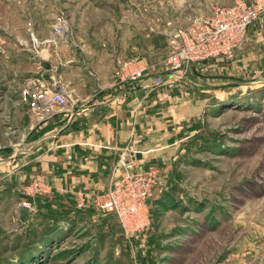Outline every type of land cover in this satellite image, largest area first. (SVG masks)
I'll use <instances>...</instances> for the list:
<instances>
[{
	"label": "rangeland",
	"instance_id": "rangeland-1",
	"mask_svg": "<svg viewBox=\"0 0 264 264\" xmlns=\"http://www.w3.org/2000/svg\"><path fill=\"white\" fill-rule=\"evenodd\" d=\"M234 1L144 0L139 4L141 18L118 20L125 25L116 34L106 20L99 33H88L89 19L87 24L82 13L69 18L66 12L71 26L66 46L122 42L124 47L140 31L146 33L141 41L150 47L153 35L184 27L208 14L212 6ZM13 2L0 0V45L5 49L0 52V92L17 95L23 79L37 72L26 23L35 26L39 20L36 37L44 38L51 33L58 9H52L48 19H30L21 17ZM66 50L53 51V66L60 67L59 57L63 60ZM146 51V76L171 80L157 91L175 90L189 97L184 114L164 117L172 124L166 130L169 137L163 136L165 130L154 131L157 127L148 130V134L175 142L158 153L162 165L153 166L159 183L153 189L151 211L148 208V226L126 235L116 218L103 215L94 205L93 212L75 215L71 227L62 222L60 231L46 241L39 236V228L37 235L27 238L21 212L27 210L33 216L35 206L32 200L30 207L22 206L28 200L9 195L1 183L0 264H264V13L249 26L229 59L209 60L170 75L161 66L167 48ZM119 53L125 61L135 51L128 47ZM75 61L71 67L77 66ZM89 64L93 68L101 65L94 59ZM57 67L53 75L73 88L75 70L61 72ZM10 109L9 100H0L1 173L21 171V164L33 158L47 159L39 156L45 146H28L26 133ZM193 136L194 141L186 144ZM34 167L30 175H41ZM23 192L26 195L25 188Z\"/></svg>",
	"mask_w": 264,
	"mask_h": 264
},
{
	"label": "crops",
	"instance_id": "crops-1",
	"mask_svg": "<svg viewBox=\"0 0 264 264\" xmlns=\"http://www.w3.org/2000/svg\"><path fill=\"white\" fill-rule=\"evenodd\" d=\"M13 1L16 10L18 8L17 12L24 18L46 17L48 19L52 9L53 12L57 9L68 12L69 18L82 13L86 23L88 24L89 20L91 22L89 24L91 31L88 33L92 34L99 33L98 30L104 26L105 20L109 23L107 25L111 26V33H118L120 26L124 24L118 20L133 16L141 18L143 9L139 4L144 2V0ZM20 4L22 6H19ZM49 7H51L50 10H48ZM87 11L91 12V16L87 14ZM28 23L31 24V30L36 36L35 29L37 30L40 25L39 20L35 26L30 22L26 23L27 34ZM113 24L116 26L115 29ZM140 36L144 39L146 33L137 32L133 40L124 47L120 45L122 42L75 43L66 46L67 40L66 44H60L58 48L64 50L67 47L68 50L60 54L63 60L59 57L58 66L60 67H56L61 72L74 69L77 75L71 84L73 88L69 87L73 93L74 103L66 110L55 111L48 119L35 118L20 103L18 94L14 95L8 91L0 92V100L10 101V110L18 117V125L26 133L27 139L23 141H27L28 146L33 149L41 144L46 147L39 155H46V162H40L38 157V160L33 158L26 162V164H33V170L36 166L38 174L40 172L41 175L37 176L48 187L44 194L53 191L74 195L77 190L86 187L93 195H100L108 188L113 177L123 170L122 158L125 161H131L135 166L134 169H140L154 160L162 148L175 143L164 141L153 133L148 134V130L153 132L152 126L157 127L158 129L154 131L165 130L167 135L163 136L169 137L170 134L166 130L172 124L169 123V119L164 120V117L170 118L176 113L184 114L189 106L185 100L189 97L183 93L174 92L175 90L167 93L157 91L171 80L168 77L159 79V77L146 76L147 70L134 81H120L113 72L118 62L128 63L132 67L147 65L146 48L150 53L164 49L156 47L153 43H150L148 47L144 40L141 41ZM128 47L135 51V54L130 59L123 56L126 59L124 61L119 58L121 54L118 52L120 50L123 52ZM2 51L5 49L0 45V52ZM93 53L96 54L95 57ZM92 59L101 65L93 68L89 64ZM74 60H77L75 62L78 64L71 67L70 63ZM203 64L206 62L192 64V66ZM61 65H64L63 68ZM42 67L47 76L54 68L51 62H43ZM151 153L154 155L152 156ZM24 165L21 164L19 167L21 171ZM21 171H2L3 174L0 172V189L1 183L6 186L11 180L22 181L25 175ZM33 177L29 175V181L24 188L29 185ZM13 192L14 189L11 188V193Z\"/></svg>",
	"mask_w": 264,
	"mask_h": 264
},
{
	"label": "built area",
	"instance_id": "built-area-1",
	"mask_svg": "<svg viewBox=\"0 0 264 264\" xmlns=\"http://www.w3.org/2000/svg\"><path fill=\"white\" fill-rule=\"evenodd\" d=\"M264 13V0H235L226 6L214 5L208 14L194 18L184 27L163 33L167 54L162 69L170 75L182 74L192 64L209 60L229 59L240 47L246 29ZM27 24L31 38L32 53L38 60L37 72L25 77L19 87V101L37 119L50 118L57 110H66L73 103V93L60 77L49 76L42 67L51 62L52 55L60 44H66L71 26L64 11H58L51 26V33L40 39ZM115 75L120 81L139 79L147 70L146 65L132 67L128 63H117ZM1 159V158H0ZM1 161V160H0ZM122 171L113 177L108 188L100 195H93L83 187L73 195L78 208L94 203L103 215H113L126 235H134L149 224L147 201L159 183L158 173L153 167L134 169L131 161L121 160ZM48 187L39 176H34L25 188L28 197L46 193ZM30 207V201L21 202Z\"/></svg>",
	"mask_w": 264,
	"mask_h": 264
},
{
	"label": "trees",
	"instance_id": "trees-1",
	"mask_svg": "<svg viewBox=\"0 0 264 264\" xmlns=\"http://www.w3.org/2000/svg\"><path fill=\"white\" fill-rule=\"evenodd\" d=\"M261 16L262 15H260L251 24L257 21ZM250 25H248L246 29V33ZM246 33H245V36H246ZM150 41L156 47L166 48V38L162 34L153 35ZM193 141H194V136L189 137L188 139H186V144H190ZM159 160H160V157H156V159L151 160L149 163H147L144 168L153 167L155 165L157 166L162 165L159 162ZM32 168H33V164L31 163L24 165L22 167V172L24 173L25 178L20 182H18L17 179L11 180L9 182L6 181L8 183L6 185L7 188L5 189L6 193H8L9 195H12L11 188H13L14 189L13 195L17 198V200L19 201L20 200H28V201L32 200L33 206H35L36 211L33 216H30L27 210H23L21 212L22 219L26 221L24 231L27 234L26 235L27 238L29 237V235H37L36 230L37 228H39V232H38L39 236H43L44 240L48 239L47 237L51 235L53 232H56L57 230L58 232L60 231L62 222L68 223V227L69 226L71 227L75 223V219H74L75 215L77 214L80 215V214H83L84 212H89V213L93 212L94 205H95L94 203L91 204L87 208H77L74 197L71 194H59V193L52 191L47 194L36 196L34 199H30L29 197H27L23 192V188L25 185H27L29 181V175L31 174V172H33ZM152 201H153L152 198H150L147 201L149 211H151ZM108 216L115 218L113 215H108Z\"/></svg>",
	"mask_w": 264,
	"mask_h": 264
}]
</instances>
